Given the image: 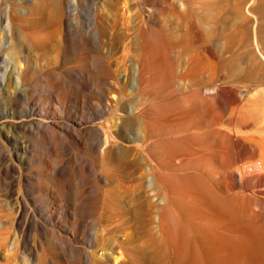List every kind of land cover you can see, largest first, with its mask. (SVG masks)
Instances as JSON below:
<instances>
[{"label":"rangeland","instance_id":"1","mask_svg":"<svg viewBox=\"0 0 264 264\" xmlns=\"http://www.w3.org/2000/svg\"><path fill=\"white\" fill-rule=\"evenodd\" d=\"M60 1H63L64 4L63 12L58 9ZM120 1L121 3H119ZM124 1L127 3L126 5L123 4ZM138 1L80 0L76 13H73L70 7L72 0H0V17H3V22H0V239L5 238L7 240L5 243L8 244L0 250V264L4 263L2 257L5 254H10L8 250L12 247L14 252H17V259L14 264H35L40 253L42 254L43 251L53 247L58 248L59 254H68L70 251L69 245H63L60 241L62 238H70L69 234L73 231L77 235L75 245L80 246L82 249H85L93 241V238L97 240L108 236L107 224L105 226L104 223L107 221L106 219H109L105 207L108 203V199H106L108 198V192L111 190V174L101 167L97 158L98 154H95L92 145L98 142L96 138L97 130H106L107 126L111 129V125L113 126L118 122L116 116L111 117V99L116 102L118 100V94L116 93L122 89L119 87L123 86L127 67L125 62L131 54L129 51V38L131 39L132 36L128 35V38L127 33L121 29V34L125 36V39L123 41L124 37H121L123 42L116 41V45L115 40L102 37L98 41L96 37V46L90 50L91 52H88L89 55L86 54L87 48L84 43L81 44L79 51L72 44L67 52L68 55L65 56L62 46L64 45L66 33L71 39L74 38L72 39L73 43L80 40L78 31H80L81 36L83 34L84 37L94 39V35L88 34V28L94 23L95 19L98 22L100 21L99 24L101 23L102 26L105 24L110 25L108 21L111 20L114 12L118 13L119 18H122L126 13L131 26L135 25V22L137 23L135 26L142 23L148 25L145 40L149 51L147 50L148 58L145 65L146 83L144 82V91L146 100L144 110L146 119L156 129L154 131L156 136L151 140V143H155L154 151L160 153L159 156L162 161L161 165L153 161L151 162L152 166H154L157 176L160 173L158 177L162 176L161 178L164 179L166 176L167 183L172 185L175 193H177L174 207H171L173 212L169 214V216L173 215L171 216L172 219L170 218L173 221L169 222L172 223L170 225L172 230L169 229V233L172 231L170 238L172 237L173 241L171 240V242L174 243L173 248H170L172 261H175L174 259L179 254V250H182L187 253V256H184L187 261L185 258L183 264H199V262H201L200 264H211V262H213L212 264H226V262H228L227 264H238L240 260L236 262L237 258H232L233 251L236 252L238 249L237 252H241L243 249V254L250 258L252 264L254 263L252 261H255L256 264L264 263V240L261 239H264V195L262 194L264 186L259 189L260 192L254 193L255 195H243L240 192H238V195L237 189L234 187L236 175L234 171L237 169L238 164L234 148L232 149L234 147L233 136L237 137L240 142L243 141L242 143L245 145L251 139L264 140V127L255 121L252 122L253 119L250 117L253 115L252 112L254 113L264 102V77L259 75L255 77L256 80L253 78L254 80L249 79L248 81L247 78L242 77L241 82L238 83V81H232L229 75L226 76L228 74L226 72L227 68H231L234 78H237L238 66L235 65H239L240 60L241 68L244 67L242 57L246 49H244L243 43L247 38L246 29L248 27L246 21H244L246 19L244 15L246 14L242 13L245 12L242 4L240 0H219L224 6L215 0V2H212L214 6L218 3L220 5L218 6L222 9H232H225V16L221 14L222 16L214 19V14L212 13L213 18L211 15V12H214L212 11L214 6L211 7L212 4L209 3V0H183L186 5L184 7L173 0ZM235 1L240 4H236ZM199 7H207L209 10L206 12L197 11ZM114 8L117 10L114 11ZM238 8L242 9V18H239L241 16L237 13ZM6 12L11 21L6 19ZM232 15L239 18L238 21L236 20L233 23L236 24L237 22L236 27L241 42H236L233 47L231 46L230 49L224 51L218 45V40L222 39V34H215L216 39L213 37L210 40L211 26H214L215 23L218 25L229 24V21L234 18ZM170 16L175 18L173 17L170 20ZM101 20L108 23L104 22L103 24ZM121 20L117 23L119 26H121ZM244 28L246 29L244 30ZM123 43L127 47L123 46ZM209 50H213L219 59L209 57ZM220 62L226 70H223V76L220 73ZM232 65L235 66V71H233ZM189 74L190 76H188ZM212 74L214 75L212 76ZM149 77L151 78L150 81ZM228 79H231L229 86L227 84ZM183 80L184 82H182ZM210 86L221 89L218 95L209 97L204 101L207 102L205 105L210 106L207 109L212 110L214 119L212 116L211 120L198 122L189 127L190 129L180 132L174 123H176L177 116L182 110L181 104H184L181 101L183 102V99L187 97L189 99L185 98L184 102L187 103L191 99L188 105L192 104L193 97H199V94H197L200 92L199 88L210 90ZM226 91H228L227 94ZM235 91L237 92L238 101H234L235 97H232L235 95L233 94ZM189 95L192 97L190 98ZM181 96L184 98L181 99ZM228 97H231V99ZM227 100L230 103L233 100L235 104L232 105L233 103H231L229 105L230 103ZM195 101L193 102L195 106H192V109L189 108L193 115L200 113V109L195 107H197L196 104H201V100L197 98ZM241 114H243L242 119ZM82 116L88 118L84 124L79 122ZM204 128L208 130V133L209 131H216L215 133L213 131L210 135L207 133L205 138L198 135L199 138L204 139L205 143L209 144L213 138H208V136H216L218 129H220L222 136L218 148L221 150L217 149V152L219 151L220 154L222 152L221 156L223 155L222 157L225 159L222 160L223 162L231 160L232 166L225 165L224 167L222 164L217 163V165L214 163L208 165L207 163L212 160L209 156H204L203 153V158H200L202 154H200V147L197 145L201 144L202 140L197 139V142L194 141L195 136L191 134L194 131V133L201 135L206 132ZM113 130L116 131L114 128ZM198 130L200 133L197 132ZM187 131H189V134ZM179 133L181 135L186 133L188 136L184 134L181 136ZM196 138L198 137L196 136ZM182 141L188 148H184ZM242 143L240 149H244ZM181 144L182 146H180ZM109 150H111V147ZM194 150H197V152ZM186 158H188V162ZM190 158L192 162H189ZM204 158L207 159L204 160ZM180 159L181 161H179ZM254 159H256L255 162H258L259 155H256ZM178 161L180 164L185 163L186 165H180L177 163ZM204 163L208 168L203 167L205 166ZM204 168H206V171H203ZM212 168H215V170L211 171ZM227 168L229 169L226 170ZM208 169L211 171H208L210 173H207ZM230 169L234 170L231 171ZM213 171L215 173L217 171L216 174L218 175H213ZM259 174L254 175L255 177L250 180V183L259 182L258 178L264 180V174ZM212 207L213 210H211ZM231 207L236 209L233 208L232 211ZM207 209H210L209 212ZM215 213L219 215L216 217ZM261 213L263 214L261 215ZM175 214L178 215V218ZM230 217L231 220L228 221ZM200 219L202 220L200 221ZM208 219H211L209 220L210 224L207 221ZM97 221L98 223H96ZM205 221L208 223L209 230ZM217 222L219 223L217 224ZM225 225L228 229L224 228ZM222 229H224L226 235L229 232L230 235L234 231L237 232V236L243 233V236H241L246 241L241 240L240 235L237 242L241 245L236 243L234 239H230L232 234L230 238H228L229 235L224 238L221 235L224 233ZM227 230L228 232H226ZM244 230L245 232L241 233ZM218 231L222 233H218ZM246 234L250 237L255 234L253 235L255 241H252V238L250 240V237ZM218 237L219 239H217ZM225 239L227 244H231V241L232 243L235 242L234 247H232V244L231 246L230 244L224 245ZM241 241H245V243H241ZM212 244L216 245L215 248ZM259 244L261 245L259 246ZM244 245L246 247L243 248ZM229 246L231 251L228 249ZM222 247L225 253H227V249L228 254L231 252L230 255L226 254L228 257L224 256L225 254L223 255ZM196 248L198 250H195ZM218 248L219 252H217ZM200 250L202 256L199 258V255L196 257L197 255L195 256L193 252L197 251L196 253H198ZM106 252L101 251L100 254ZM191 253L195 259L189 256ZM213 255L216 259L213 258ZM253 256H256V258ZM115 257H119V255H115Z\"/></svg>","mask_w":264,"mask_h":264},{"label":"bare ground","instance_id":"2","mask_svg":"<svg viewBox=\"0 0 264 264\" xmlns=\"http://www.w3.org/2000/svg\"><path fill=\"white\" fill-rule=\"evenodd\" d=\"M138 1V0H137ZM142 1H146V0H142ZM169 1V0H168ZM175 2H177L178 4H180V6L184 7L186 6L185 3L183 2V0H173ZM219 2L220 5H224L223 3L221 4V1L217 0ZM224 1V0H223ZM139 2V1H138ZM212 2H215V0H209V3L212 4ZM80 0H72L71 2V9L73 10V13H76L77 11V7L79 6ZM82 3V2H81ZM112 3V2H111ZM117 3V2H116ZM121 3V1L119 2ZM236 4H242V7L244 9L245 12H242L243 14L245 13L246 15H244V17L246 18L244 21H246L247 24V29L244 28V30L246 29V36L247 38L244 40L243 46L245 52L243 54L242 59L244 60V67L241 68V60L239 63V65H235L238 66L237 67V72H238V76L237 78H234V75L232 74L233 72L230 70L231 68H227V71L225 70V66L222 65V61L220 62L221 64H219L220 67V73L221 75H224V71H226L229 75L230 78H232V81H238L241 82V78L243 77L244 79L247 78V81L249 79H255V77L262 75V77H264V0H240V3L237 1H235ZM123 4H127L125 1L123 2ZM141 4V3H140ZM191 4V3H190ZM205 4V3H204ZM218 3L214 6L213 4L211 5L214 6V9H212L211 15L212 13L214 14V19L218 18V16H222L226 11L225 9H232V8H221L219 7ZM235 4V5H236ZM124 5V6H125ZM137 5V4H136ZM139 5V4H138ZM219 5V6H218ZM225 6V5H224ZM227 6V5H226ZM234 6V5H233ZM128 7V6H127ZM223 7V6H222ZM230 7V6H229ZM237 7V6H235ZM134 8V7H133ZM137 8V7H136ZM189 8V7H188ZM58 9L60 12H63L64 10V4L63 1H60V4L58 6ZM131 9V8H130ZM140 9V7H139ZM236 9V8H234ZM112 10V9H111ZM114 11H116L117 9L114 8ZM112 10V11H113ZM198 10H202V11H207L209 10V8L207 7H199L197 8ZM241 10L240 8L237 9V13L241 15ZM111 11V12H112ZM134 11V10H133ZM186 11V10H185ZM190 11V10H189ZM113 13V12H112ZM131 13V12H130ZM136 13V12H135ZM137 13H139L137 11ZM136 13V14H137ZM231 13V12H230ZM229 13V14H230ZM128 14V11H127ZM168 14V13H167ZM222 14V15H221ZM234 14V13H233ZM7 16L6 19L10 20L9 15L5 14ZM103 15V14H102ZM112 15V14H111ZM139 15V14H138ZM4 16V17H6ZM101 16V15H100ZM225 16V14L223 15ZM234 18H230L231 20L228 22L229 24L225 25H221V24H214V26H211V35H210V40L213 39L215 34H222V39H219L218 41V45L221 47L222 50H227L230 49V47L237 42L240 43L241 39L239 38L238 35V28L236 27L235 21L237 19H239L238 17H236L235 15ZM174 17V16H173ZM173 17L171 18L170 16V20L173 19ZM231 17V16H230ZM2 18V19H1ZM96 18V17H95ZM102 18V17H101ZM105 18V17H103ZM175 18V17H174ZM213 18V15H212ZM220 18V17H219ZM0 22H3V17H0ZM121 20V26H119V24H117L119 22V20ZM198 20V19H197ZM219 20V19H218ZM224 20V19H223ZM228 20V19H227ZM129 18L126 17V13L124 14V16L122 18H119L118 13L114 12L111 20L108 21L110 22V25L105 24L104 26L100 25L99 22L95 19L94 23L88 28V34L90 35H94V39H92L91 37H84L83 34L81 36L80 31H78L80 40L76 41L75 43H73L72 39L74 38H70V36L68 35V33H66L65 38H64V45L63 47V51H64V56L67 54L68 55V51L70 49V47L72 46V44L75 45V48H77V50L81 47V44H85L86 48H87V53L89 55V51L92 50V48H95L96 46V37L98 38V41H100L103 38L109 39V40H115L114 43L116 41L120 42L122 41L121 37L123 38V41L125 39V36L121 34V29L124 30L127 33V37L128 35L131 37V39L129 38L130 41V56H128V59L126 60L127 62H125V66L126 67V74L123 80V86L119 87L122 88L120 91H115L116 94H118V100L116 102H113L111 99V117L112 116H116V119L118 120L117 124H113V126L111 125V129L109 126H107L106 130H100V131H96V135H97V139L98 142H96L95 145H92L94 150H95V154H98V159L100 161V165L101 167H103L109 174H111V190L110 192H108V203L106 205V214H108V218L106 219L107 221L104 223L105 226L107 224V228H108V236H106L105 238H101V239H97L90 242V244L85 248L82 249L80 248V246H76L75 242L77 240V235L76 232L73 231L69 234L70 238H62L60 243L61 244H68L70 247V251L68 254H59V252L57 251L58 248H48L47 250L43 251L42 254L40 253L39 256L37 257L36 263L35 264H59L60 262L62 264H183L184 263V259L186 257H184L187 253L184 251H180L179 250V254L176 256V252L175 253V261H172L171 258V249L173 248V242H171V240L173 241V239L170 238L172 231L169 233L171 227L169 222L173 221L171 220L173 215L169 216V214H171L173 211V209H171V207H174V201H175V195L177 193H175L174 188H172V185H170L165 176V178H161L158 177L160 175V173H158L159 175L157 176V172L154 169V166H152L151 162H155L158 165H161V159L160 156L157 152H155L154 150V144L155 143H151V140L154 138L155 133L154 132L156 129L153 126V124H151L150 122H148V120L146 119L147 117L145 116V108H144V102L146 100V94H145V87H144V82H145V65H146V61L148 58V53L147 50L149 51V47L146 45V35H147V30H148V25H146L145 23L139 24L138 26L137 23L135 22L133 26L129 25L130 23L128 22ZM217 21V20H216ZM215 21V22H216ZM238 21V20H237ZM101 22H107V21H102ZM107 22V23H108ZM234 22V23H233ZM241 22V21H240ZM132 23V22H131ZM174 23V22H173ZM178 23V22H177ZM192 23V22H191ZM212 23V22H211ZM233 23L231 26L230 24ZM243 23V22H242ZM239 24V22H238ZM110 27H107V26ZM211 25V24H210ZM209 25V27H210ZM245 25V24H243ZM238 26V25H237ZM245 27V26H244ZM241 28V27H240ZM86 31V32H87ZM194 31V30H193ZM209 31V32H211ZM85 32V34H86ZM192 32V31H191ZM196 32V31H195ZM12 33V32H11ZM124 34V33H123ZM188 34V33H187ZM244 34V35H245ZM243 35V36H244ZM110 36V37H109ZM192 36V34H191ZM126 37V40L128 39ZM170 37V36H169ZM168 37V38H169ZM216 39V37H214ZM245 38V37H244ZM167 40V39H166ZM122 41V42H123ZM216 41V40H215ZM168 42V41H167ZM170 42V41H169ZM211 42V41H210ZM243 42V41H242ZM113 43V42H112ZM129 43V42H128ZM51 44V42H50ZM57 45V44H56ZM116 45V43H115ZM205 45V44H204ZM123 46H126L123 43ZM242 46V45H241ZM7 47V46H6ZM112 47V46H111ZM129 47V46H128ZM148 47V48H147ZM55 48V47H54ZM123 48V47H122ZM124 49V48H123ZM81 50V49H80ZM119 50V49H118ZM75 51V50H74ZM79 51V50H78ZM159 51V50H158ZM91 52V51H90ZM112 53V52H111ZM122 53V52H121ZM126 53L128 54V52L126 51ZM76 55V54H75ZM208 55L209 57L213 58V59H219L218 56L215 54V52L213 50H209L208 51ZM125 56V55H124ZM115 57V56H114ZM116 58V57H115ZM118 59V58H117ZM120 60V59H119ZM242 60V61H243ZM219 62V61H218ZM224 63V62H223ZM243 63V62H242ZM123 64V63H122ZM121 64V65H122ZM234 64V63H233ZM225 65V63H224ZM228 65V64H227ZM209 66V65H208ZM235 66H231L233 69L235 68ZM121 67V66H120ZM149 67V66H148ZM210 67V66H209ZM208 67V68H209ZM213 67V66H212ZM236 69V68H235ZM235 69L233 71H235ZM147 70V69H146ZM217 70V69H216ZM201 71V70H200ZM204 72V71H203ZM211 72V69H210ZM213 72V71H212ZM223 72V73H222ZM148 74V73H147ZM232 74V75H231ZM211 75V74H210ZM214 74H212L213 76ZM220 75V74H219ZM222 75V76H223ZM150 76V75H149ZM190 76V74L188 75ZM196 76V75H195ZM211 76V77H212ZM217 76V74H216ZM220 77V76H219ZM5 78V77H4ZM148 78V77H147ZM150 77H149V81H150ZM253 79V80H254ZM214 80V79H213ZM225 80V79H224ZM231 80V79H230ZM228 79V83L225 81V83L230 84V81ZM256 80V79H255ZM116 81V80H115ZM119 81V79H118ZM211 81V80H210ZM230 81V82H229ZM184 82V80L182 81ZM208 82V80H207ZM215 82V81H214ZM146 83V82H145ZM181 83V82H180ZM209 83V82H208ZM211 83V82H210ZM263 83V82H262ZM118 84V82H117ZM189 84V83H188ZM214 84V83H213ZM226 84V85H227ZM233 84V83H232ZM243 84V83H242ZM147 85V84H146ZM211 85V84H210ZM237 85V84H236ZM247 85V84H246ZM251 85V84H250ZM255 85V84H254ZM259 85V84H258ZM150 86V85H149ZM204 86V85H203ZM202 86V87H203ZM209 86V85H208ZM206 86V87H208ZM227 86V89H228ZM245 86V85H244ZM262 86V85H260ZM193 87V86H191ZM200 89V92L198 90L199 93V98L201 100V104H196L198 103L197 98L193 97V102L195 101L197 107L200 109V113L193 115V112L191 114V112L189 111L192 106L194 107L195 105L193 104V102H191L192 104L191 107L190 105H188L191 101V99L185 100L188 101L187 103L184 102V99H189L187 97H183L181 96V99H183V102L181 101L182 105V110H180V114L179 116H177V120L176 123H174L176 125V127L178 128V130L180 132H184L188 129H190L189 127H192V125L198 123V122H203L204 120H208L213 116L214 119V114L212 112V110H208L210 106L205 105V103L207 104V102H204L207 100V98L209 97H215L216 95H218L220 93V88L219 87H212L210 86V90H206V89ZM224 87V86H223ZM235 87V86H234ZM196 88V87H195ZM230 88V87H229ZM232 88V87H231ZM237 88V87H236ZM187 89V87H186ZM235 89V88H234ZM236 90V89H235ZM184 91V89H183ZM231 92V90H229ZM113 92V90H112ZM228 91H226L227 94ZM233 92V91H232ZM114 93V94H115ZM176 93V92H175ZM196 93V92H195ZM249 93V92H248ZM115 94V95H116ZM232 94V93H231ZM230 94V95H231ZM234 96V101H236L238 99L237 97V92L235 91ZM194 95V94H193ZM224 95V94H223ZM264 96V95H263ZM115 97V96H114ZM183 97V98H182ZM190 97V95H189ZM192 97V96H191ZM190 97V98H191ZM261 97V96H260ZM231 99V97H228ZM245 98V97H244ZM254 98V97H253ZM262 98V97H261ZM214 100V98H212ZM227 99V97H226ZM256 99V98H255ZM150 100V99H149ZM153 100V99H152ZM239 100V99H238ZM237 100V101H238ZM249 100V99H248ZM228 101V100H227ZM233 103L234 101L231 100ZM245 101V100H244ZM179 102V100H178ZM259 103V101H257ZM176 103V102H175ZM180 103V102H179ZM227 103V102H226ZM228 103H230V101H228ZM231 103L229 105H231ZM242 103V102H241ZM261 103V102H260ZM147 104V103H146ZM235 103H233L232 105H234ZM180 105V104H179ZM199 105V106H198ZM252 105V104H251ZM250 105V106H251ZM259 105V104H258ZM207 106V107H206ZM238 106V105H237ZM146 107V106H145ZM148 107V105H147ZM180 108V106H179ZM180 108V109H181ZM208 108V109H207ZM220 108V107H219ZM238 108V107H237ZM250 108V107H249ZM154 109V107H153ZM212 109V108H211ZM228 109V108H227ZM233 109V108H232ZM257 109V108H255ZM254 109V110H255ZM197 110V109H196ZM195 110V111H196ZM107 111V110H106ZM199 111V110H198ZM219 111V110H218ZM247 111V110H246ZM98 112V111H97ZM108 113V112H106ZM4 114V113H3ZM147 114V113H146ZM172 114V112H171ZM219 114V113H218ZM253 115H251V119H253L252 122H256L261 124L264 127V102H262V105H260V107H258V109L256 111H254V113L252 112ZM217 115V114H216ZM220 115V114H219ZM240 115V114H239ZM242 115L241 114V119H242ZM245 115V114H244ZM104 116V115H103ZM106 116V115H105ZM158 116V115H157ZM218 116V115H217ZM94 117V116H93ZM176 117V116H175ZM233 117V116H231ZM239 117V116H238ZM244 118V117H243ZM249 118V117H247ZM246 118V119H247ZM85 116H82V118L79 120V122L81 124H84L86 121ZM113 119V118H112ZM250 119V121H251ZM169 120V119H168ZM175 120V119H174ZM172 120V121H174ZM211 120V119H210ZM230 120V119H229ZM235 120V118H234ZM209 121V120H208ZM249 121V122H250ZM88 123V122H87ZM79 124V123H78ZM112 124V123H111ZM172 124V123H171ZM170 124V125H171ZM173 124V125H174ZM198 125V124H197ZM81 126V125H80ZM172 126V125H171ZM260 126V125H259ZM116 129V131L113 130V128ZM200 127V126H199ZM82 128V127H81ZM219 128V127H218ZM216 128V129H218ZM225 128V127H224ZM232 128V127H231ZM95 129V128H94ZM162 129V128H161ZM205 129V128H204ZM88 130V129H87ZM206 130V129H205ZM219 131L217 132L216 136H208V138H213L212 142L209 143H205L204 139L202 140L201 138H199V136H203L205 138V135L208 133L206 130V132H203L201 135L198 133H194L191 134L192 136H195L193 138L194 141H196L197 139H201L202 143L197 145L200 147V154H204V156H209V158L212 160L210 163H207L208 165L210 164H222L224 167L225 165L227 166H232L233 164L230 163L231 160H229L228 162H223V155L221 156L220 152H217V149L221 150L220 148H218V144L221 142V136L222 133L220 132V129H218ZM175 131V130H174ZM173 131V132H174ZM202 131V130H201ZM212 131V130H211ZM214 133L216 132L215 130H213ZM212 131V132H213ZM115 132V133H114ZM178 132V131H176ZM189 134V131H187ZM196 132V131H195ZM199 132V130L197 131ZM212 132L209 131L208 135H210V133L212 134ZM260 132V131H259ZM192 133V132H191ZM200 133V132H199ZM224 133V132H223ZM264 133V132H263ZM169 134V133H168ZM174 134V133H173ZM180 134V133H179ZM184 133H182L183 135ZM188 134L186 135V133L184 134L185 136H188ZM229 134V133H228ZM239 133H237L238 135ZM181 135V134H180ZM181 135V136H182ZM199 135V136H198ZM224 135V134H223ZM226 135V133H225ZM233 135V133H232ZM243 135V134H242ZM250 135V134H249ZM184 136V138H185ZM196 136L198 138H196ZM207 136V135H206ZM240 136V134H239ZM244 136H246L244 134ZM255 136V135H254ZM264 136V135H263ZM160 137V136H159ZM202 137V138H203ZM231 137V136H230ZM233 141H234V147H232V149L234 148V153L235 156L237 158V164L238 166L235 168L236 170L234 171L236 173L235 175V183H234V187L235 189H237V194L238 192H240L241 194L243 193V195H247V194H257V192H260L259 189L264 186V180H260L259 182H252L250 183V180L252 178H254L256 174L259 173H263L264 174V140L260 139L259 141L257 140H250L247 141L245 140V144H243L239 139H237V137L235 138V136H233ZM261 137V136H260ZM158 138V137H155ZM189 138V137H188ZM187 138V139H188ZM207 138V137H206ZM259 138V137H258ZM186 139V140H187ZM228 139V138H227ZM176 140V138H175ZM179 140V139H178ZM198 140V141H199ZM206 140V139H205ZM97 141V140H96ZM156 141V140H155ZM192 141V142H194ZM207 142H209L208 140H206ZM230 141V140H229ZM228 141V142H229ZM85 142V141H84ZM94 142V141H93ZM92 142V143H93ZM103 142V143H102ZM153 142V141H152ZM173 142V141H172ZM185 142V141H184ZM188 143V141H186ZM197 142V141H196ZM102 143V144H101ZM111 143V144H110ZM241 143L244 146V149H240L241 148ZM183 144V141H182ZM182 144L180 146H182ZM190 144V143H189ZM194 144V143H193ZM87 145V144H86ZM89 145V143H88ZM111 145V146H110ZM159 145V144H158ZM186 148L187 145L183 144ZM196 145V144H195ZM194 145V146H195ZM249 145V147H248ZM173 146V145H172ZM179 146V149H180ZM189 146V145H188ZM229 146V145H228ZM88 147V146H87ZM91 147V146H90ZM111 147V150H109ZM177 147V146H176ZM227 147V146H226ZM183 147H181V149L184 150ZM197 149V147H195ZM223 148V147H221ZM90 149V148H89ZM166 149V148H165ZM170 149V147H169ZM173 149V148H172ZM199 149V148H198ZM159 150V149H158ZM91 151V150H90ZM157 151V149H156ZM164 151V150H163ZM182 151V150H180ZM186 151V150H185ZM192 151V150H191ZM190 151V152H191ZM197 152V150H194ZM162 152V151H161ZM164 153V152H163ZM166 153H168V151H166ZM172 153V152H171ZM187 153V152H186ZM165 154V153H164ZM174 154V153H173ZM202 155H200V158H203ZM169 155V154H168ZM220 155V156H219ZM256 155H259V160H257L258 162H255L254 159L256 157ZM164 156V155H163ZM177 156V155H176ZM168 157V156H167ZM165 157V158H167ZM172 157V156H171ZM199 157V156H198ZM162 158V157H161ZM197 158V157H196ZM194 158V159H196ZM199 158V159H200ZM208 158V157H207ZM207 158H204V160H206ZM222 158V159H221ZM235 158V159H236ZM188 158H186V161ZM191 159V158H190ZM189 162H192V159ZM198 159V158H197ZM231 159V158H229ZM183 160V159H182ZM181 161V159L179 160ZM179 161L177 163H179ZM185 161V162H186ZM148 162V165H147ZM176 162V161H175ZM194 162V161H193ZM197 162V161H196ZM172 163V162H171ZM198 163V162H197ZM180 164V163H179ZM183 165L185 163H182ZM180 164V165H182ZM189 164V163H188ZM206 163H204L205 165ZM216 164V165H217ZM154 165V164H153ZM186 165V164H185ZM194 166V164H192ZM196 165V164H195ZM198 165V164H197ZM236 165V163H235ZM234 165V166H235ZM176 166V164H175ZM191 166V165H190ZM213 166V165H212ZM211 166V167H212ZM220 166V165H218ZM217 166V167H218ZM202 167V166H201ZM203 167H207L208 166H203ZM210 167V168H211ZM215 167V165H214ZM160 168V167H159ZM221 168H223L221 166ZM230 168V167H229ZM229 168H227L226 170H228ZM232 168V167H231ZM187 169V168H186ZM191 169V168H190ZM206 168L203 169V171ZM202 170V169H201ZM215 170V168L211 169ZM220 170V169H219ZM231 171H233L234 169H230ZM185 171V170H184ZM202 171V172H203ZM206 171V170H205ZM210 171L209 169L207 170V173ZM221 171V170H220ZM219 171V172H220ZM223 171V170H222ZM230 171V172H231ZM106 172V173H107ZM159 172V171H158ZM182 172V171H181ZM214 172V171H213ZM184 173V172H183ZM205 173V172H204ZM202 173V174H204ZM217 173V171H216ZM214 172L213 175H218ZM221 173V172H220ZM219 173V174H220ZM177 174V173H176ZM179 174V173H178ZM232 174V173H231ZM230 174V175H231ZM162 175V174H161ZM166 175V174H165ZM182 175V174H181ZM195 175V174H194ZM229 175V176H230ZM234 175V174H233ZM232 175V176H233ZM260 175V174H259ZM262 175V174H261ZM164 176V175H163ZM168 176V175H167ZM204 176V175H203ZM221 177V174L219 175ZM231 176V177H232ZM190 177V176H189ZM196 177V176H195ZM202 177V176H201ZM224 177V176H223ZM176 178V176H175ZM213 178V177H212ZM217 178V177H215ZM262 178V177H261ZM173 179V178H172ZM180 179V178H179ZM189 179V178H188ZM214 179V178H213ZM219 179V177H218ZM167 180V181H165ZM175 180V179H173ZM183 180V179H182ZM216 180V179H215ZM221 180V179H220ZM255 180V179H254ZM172 181V180H171ZM194 181V180H193ZM208 181V180H207ZM253 181V180H252ZM173 182V181H172ZM178 182V181H176ZM175 184V182H173ZM180 183V182H179ZM226 183V181H225ZM233 183V182H232ZM229 184V182H228ZM192 185V184H191ZM203 185V184H202ZM222 185V184H221ZM189 186V185H188ZM205 186V185H203ZM212 186V185H211ZM233 186V185H232ZM183 188V187H182ZM227 188V187H226ZM232 188V187H231ZM193 189V188H192ZM216 189V188H215ZM183 190V189H182ZM217 190V189H216ZM264 190V188L262 189ZM109 191V190H108ZM185 191V190H184ZM189 191V190H188ZM231 191V190H230ZM235 191V193H236ZM263 192V191H261ZM234 193V194H235ZM222 194V193H221ZM230 194V193H229ZM254 194V195H255ZM264 195V192L262 193ZM192 195V194H190ZM214 195V194H213ZM231 195V194H230ZM239 195V194H238ZM237 195V197H238ZM181 196V195H180ZM251 196V195H250ZM258 196V195H257ZM107 197V196H106ZM192 197V196H191ZM242 197V196H241ZM256 197V196H255ZM264 197V196H263ZM200 198V197H199ZM249 199V198H248ZM216 200V199H215ZM106 201V202H107ZM192 201V200H191ZM251 201V200H249ZM176 202V201H175ZM181 202V201H180ZM239 202V200H238ZM237 202V203H238ZM105 203V202H104ZM189 203V202H188ZM199 204V203H198ZM243 204V203H242ZM184 205V204H183ZM188 205V204H187ZM236 205V204H235ZM246 205V204H245ZM251 205V204H250ZM177 206V205H176ZM215 206V205H214ZM209 207V206H208ZM182 208V207H181ZM232 211L234 210L233 208L235 207H231ZM230 208V209H231ZM218 209V208H217ZM220 209V208H219ZM236 209V208H235ZM250 209V207H249ZM257 209V208H256ZM198 210V209H197ZM208 210V209H207ZM210 210V209H209ZM208 210V212H209ZM213 210V207L212 209ZM215 210V209H214ZM255 210V209H254ZM264 210V208H263ZM175 211H177L175 209ZM229 211V210H228ZM187 212V211H186ZM192 212V211H191ZM194 212V211H193ZM204 212V210H203ZM212 212V211H211ZM214 212V211H213ZM217 212V211H216ZM96 213V212H95ZM175 213V212H174ZM173 213V214H174ZM195 213V212H194ZM219 213V212H218ZM225 213V211H224ZM230 213V212H229ZM180 214V213H179ZM216 214V213H215ZM214 214V215H215ZM237 214V213H236ZM263 213H261L262 215ZM104 215V213H103ZM177 215V214H175ZM211 215V213H210ZM219 215V214H218ZM216 214V217L218 216ZM106 216V215H104ZM235 216V215H234ZM264 216V215H263ZM211 217V216H210ZM214 217V216H213ZM212 217V219H213ZM215 217V218H216ZM247 217V216H246ZM249 217V216H248ZM107 218V217H106ZM171 218V219H170ZM178 218V215H177ZM181 218V217H180ZM206 218V217H205ZM100 219V218H99ZM104 219V218H103ZM170 219V220H168ZM183 219V218H182ZM228 219V217H227ZM231 220V217L229 218V220ZM262 219V218H261ZM196 220V219H195ZM202 219H200L201 221ZM211 219H208V223L210 224ZM223 220V219H222ZM224 220V221H225ZM175 221V219H174ZM220 221V219H219ZM233 221V220H232ZM231 221V223H232ZM263 221V220H262ZM225 222V223H226ZM258 222V221H257ZM98 223V221L96 222ZM100 223V222H99ZM182 223V222H181ZM208 223L205 224L208 228ZM212 223V222H211ZM216 223V221H215ZM219 222H217L218 224ZM103 224V223H102ZM174 224V223H173ZM214 224V223H213ZM216 224V226H218ZM229 224V223H228ZM234 224V223H233ZM232 224V225H233ZM237 224V223H236ZM235 224V225H236ZM97 225V224H96ZM180 225V224H179ZM212 225V224H211ZM215 225V224H214ZM257 225V224H256ZM213 226V225H212ZM211 226V227H212ZM229 226V225H228ZM231 226V225H230ZM229 226V227H230ZM237 226V225H236ZM185 227V226H184ZM210 227V226H209ZM219 227V226H218ZM235 227V226H234ZM179 228V226H178ZM189 228V227H188ZM214 228V226H213ZM226 229H228L225 225ZM170 229V230H169ZM175 229V228H174ZM187 229V228H186ZM212 229V228H210ZM221 229V228H220ZM184 230V229H183ZM182 230V231H183ZM209 230V228H208ZM213 230V229H212ZM231 230V229H230ZM229 230V231H230ZM236 230V229H235ZM180 231V230H179ZM211 231V230H210ZM215 231V230H214ZM213 231V232H214ZM232 231V230H231ZM257 231V230H256ZM176 232V230H175ZM211 232V233H213ZM217 232V231H216ZM220 231H218L219 233ZM222 232L225 233L224 229H222ZM220 232V233H222ZM228 232V230L226 231ZM245 232L244 231H241ZM188 233V232H187ZM210 233V232H209ZM215 233V232H214ZM222 233L221 235L225 238L227 237V235H229V233L224 234ZM224 234V235H223ZM232 234V236H231ZM228 238L230 239H234L236 243L237 242L238 237H240L241 235L243 236V233L239 236H237V232L234 231L232 232ZM107 235V234H106ZM214 235V234H213ZM226 235V236H225ZM245 235V234H244ZM248 234H246L247 236ZM253 235L252 234L251 237L248 235V237H250V240L252 238L253 239ZM1 236V235H0ZM219 236V235H217ZM241 236V240H245L243 239ZM177 237V236H175ZM199 237V236H198ZM197 237V238H198ZM212 237V235H211ZM214 237H216L214 235ZM220 237V236H219ZM219 237L217 239H219ZM233 237V238H232ZM246 237V238H248ZM255 237V236H254ZM3 238V237H2ZM0 239V250H2V248H4L5 246H7L8 244L5 243L7 242V240L5 241L4 239ZM84 238V237H83ZM178 238V237H177ZM192 238V237H191ZM196 238V237H195ZM194 238V239H195ZM196 238V239H197ZM190 239V237H189ZM188 239V240H189ZM227 239V238H226ZM226 239H225V244L226 245ZM258 239V238H256ZM262 240H264L263 238H261ZM4 240V241H3ZM185 240V239H184ZM199 240V239H198ZM248 240V239H247ZM260 240V239H258ZM261 240V241H262ZM208 241V240H207ZM212 241V240H211ZM231 241V240H230ZM245 241H241V243H245ZM251 241V242H252ZM255 241V240H254ZM257 241V240H256ZM85 242V240H84ZM228 242V241H227ZM234 243L231 244L233 245L232 247H234ZM264 242V241H263ZM87 243V242H86ZM198 243V242H197ZM208 243V242H207ZM212 243V242H211ZM221 243V242H220ZM219 243V244H220ZM255 243V242H254ZM52 244V243H51ZM57 244V243H56ZM55 244V245H56ZM177 244V243H176ZM188 244V243H187ZM191 244V243H189ZM216 244V243H215ZM218 244V246H220ZM230 244V243H228ZM227 244V245H228ZM230 244V246H231ZM253 244V243H252ZM262 244V242H261ZM259 244V246L261 245ZM54 245V244H52ZM58 245V244H57ZM56 245V246H57ZM213 245V244H212ZM239 245H241L239 243ZM238 245V248H239ZM17 246V245H16ZM50 246V245H49ZM189 246V245H188ZM187 246V247H188ZM198 246V245H197ZM216 245H213V247ZM230 246L228 247V249H230ZM237 246V245H235ZM52 247V246H51ZM62 247V246H61ZM64 247V246H63ZM172 247V248H171ZM246 247V245L243 246V248ZM262 247V246H261ZM259 247V248H261ZM171 248V249H170ZM205 248V247H204ZM215 248V247H214ZM221 248V247H220ZM225 248H227L225 246ZM242 248V246H241ZM255 248V247H254ZM8 249V248H7ZM182 249V248H181ZM223 249V247H222ZM228 249H227V253L224 252L223 249V255L227 256L230 255V253L228 254ZM240 249V248H239ZM92 250V251H90ZM108 250V252H106ZM187 250V249H185ZM195 250H198V248H196ZM205 250V249H204ZM209 250V249H208ZM221 250V249H220ZM233 250H235V248H233ZM243 250V249H242ZM241 252H237L238 249L235 251H233V257L232 258H237L236 262H238V264H252L251 260L248 256H246V254H243L244 250ZM8 255L5 254V256L2 257L3 260V264H14L16 262L17 259V252H14V248H10ZM17 251V250H16ZM101 251H105L106 253H102L100 254ZM111 251V253H110ZM173 251V250H172ZM177 251V250H176ZM215 251V250H214ZM231 251V249L229 250ZM261 251V249H260ZM13 252V253H11ZM182 252V253H180ZM197 252V251H196ZM193 252V254L199 258L200 256H202L201 250L196 253ZM211 252V251H210ZM219 252V248L218 251ZM263 252V251H261ZM215 253V252H214ZM250 253V252H249ZM119 255V257H115V255ZM221 254V253H220ZM227 254V255H226ZM248 254V253H247ZM252 254V253H251ZM262 255V253H260ZM216 255V254H214ZM213 255V256H214ZM260 255V257H261ZM264 255V253H263ZM187 256V255H186ZM192 259L194 256L189 255ZM232 256V255H231ZM249 256H251L249 254ZM210 257V256H209ZM228 257V256H227ZM254 257V256H253ZM203 258V257H202ZM208 258V257H206ZM211 258V257H210ZM209 258V260H210ZM215 258V256L213 257ZM256 258V256L254 257ZM191 259V260H192ZM195 259V257H194ZM197 259V258H196ZM216 259V258H215ZM222 259V258H221ZM227 259V258H226ZM252 259V258H251ZM187 261V258L185 259ZM208 260V259H207ZM231 260V258H230ZM235 260V259H233ZM232 260V261H233ZM259 260V259H258ZM262 260V259H261ZM260 260V261H261ZM194 261V260H192ZM211 261H213V259L211 258ZM211 261H208L209 263ZM215 261V260H214ZM224 261V260H223ZM242 261V263H241ZM217 262V261H216ZM255 263V261H252ZM259 262V261H256ZM60 263V264H61ZM201 262H199L200 264ZM213 262H211L212 264ZM228 262H226L227 264ZM230 263V262H229ZM233 263V262H232ZM253 263V264H254ZM263 263V262H261ZM217 264V263H216ZM222 264V263H221ZM224 264V263H223ZM256 264V263H255ZM258 264V263H257ZM264 264V263H263Z\"/></svg>","mask_w":264,"mask_h":264}]
</instances>
